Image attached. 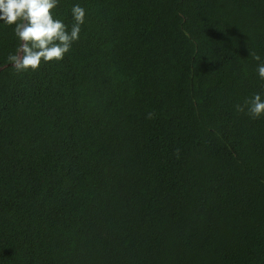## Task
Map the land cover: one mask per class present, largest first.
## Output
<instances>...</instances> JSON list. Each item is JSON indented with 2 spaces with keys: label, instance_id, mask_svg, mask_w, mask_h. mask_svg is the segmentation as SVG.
Returning <instances> with one entry per match:
<instances>
[{
  "label": "trees",
  "instance_id": "16d2710c",
  "mask_svg": "<svg viewBox=\"0 0 264 264\" xmlns=\"http://www.w3.org/2000/svg\"><path fill=\"white\" fill-rule=\"evenodd\" d=\"M75 4L36 71L0 21V264H264V0Z\"/></svg>",
  "mask_w": 264,
  "mask_h": 264
},
{
  "label": "clouds",
  "instance_id": "9594fccd",
  "mask_svg": "<svg viewBox=\"0 0 264 264\" xmlns=\"http://www.w3.org/2000/svg\"><path fill=\"white\" fill-rule=\"evenodd\" d=\"M58 3L59 0H0V21L14 26V35L19 41L15 53L7 57L16 72L36 71L42 62L62 60L79 39L86 16L85 8L79 4L73 5L71 12L74 23L69 30L68 25L52 14ZM250 55L259 62L257 72L259 78L264 80V60L256 53ZM245 109L254 119L264 116V98L254 93L244 104L236 105L238 112ZM147 118L151 119L152 113Z\"/></svg>",
  "mask_w": 264,
  "mask_h": 264
},
{
  "label": "water",
  "instance_id": "95a60500",
  "mask_svg": "<svg viewBox=\"0 0 264 264\" xmlns=\"http://www.w3.org/2000/svg\"><path fill=\"white\" fill-rule=\"evenodd\" d=\"M5 66H7V65H4V66L0 67V70H1L3 67H5Z\"/></svg>",
  "mask_w": 264,
  "mask_h": 264
}]
</instances>
